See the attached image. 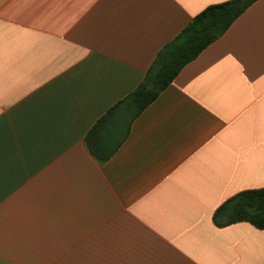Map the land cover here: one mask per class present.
<instances>
[{"label": "crops", "instance_id": "crops-1", "mask_svg": "<svg viewBox=\"0 0 264 264\" xmlns=\"http://www.w3.org/2000/svg\"><path fill=\"white\" fill-rule=\"evenodd\" d=\"M226 0H0V264H264V228L214 222L264 187V0L188 63L107 160L97 121ZM121 108L97 140L123 137Z\"/></svg>", "mask_w": 264, "mask_h": 264}, {"label": "trees", "instance_id": "trees-1", "mask_svg": "<svg viewBox=\"0 0 264 264\" xmlns=\"http://www.w3.org/2000/svg\"><path fill=\"white\" fill-rule=\"evenodd\" d=\"M258 0H226L198 13L163 49L147 71L140 85L100 118L86 136L90 151L100 160L109 159L130 134L137 117L167 88L182 69L196 59L211 43L224 35L231 25ZM126 114L123 137L109 151L103 152L97 135L104 123L121 108ZM218 226L247 221L264 228V187L243 190L224 201L214 212Z\"/></svg>", "mask_w": 264, "mask_h": 264}]
</instances>
